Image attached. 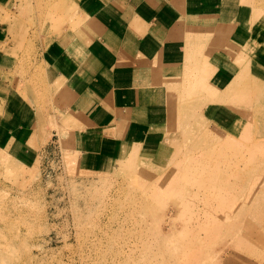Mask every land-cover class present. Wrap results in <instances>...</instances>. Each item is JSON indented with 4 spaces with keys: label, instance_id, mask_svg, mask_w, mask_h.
<instances>
[{
    "label": "rangeland",
    "instance_id": "rangeland-1",
    "mask_svg": "<svg viewBox=\"0 0 264 264\" xmlns=\"http://www.w3.org/2000/svg\"><path fill=\"white\" fill-rule=\"evenodd\" d=\"M63 1L0 0L1 48H13V74L37 85L42 109L41 38L61 25L49 22ZM235 1L251 11L239 21L250 38L229 81L191 56L168 86L155 144L93 172L50 118L28 168L0 156V264H264V73L249 66L264 54V0Z\"/></svg>",
    "mask_w": 264,
    "mask_h": 264
},
{
    "label": "crops",
    "instance_id": "crops-1",
    "mask_svg": "<svg viewBox=\"0 0 264 264\" xmlns=\"http://www.w3.org/2000/svg\"><path fill=\"white\" fill-rule=\"evenodd\" d=\"M239 3L63 1L49 22L61 25L41 38L46 109L37 85L13 74L15 62L4 52L13 48H1L9 41L10 24L0 22V156L7 167L28 168L52 131L45 127L50 118L57 126L51 134L65 131V143L81 152L75 156L80 168L93 172L108 171L140 145L155 144L168 124V86L187 71L191 56L203 67L233 71L236 47L250 38L239 21L251 11L239 13ZM262 55L250 60L251 70L264 73ZM229 75L221 74L223 84Z\"/></svg>",
    "mask_w": 264,
    "mask_h": 264
}]
</instances>
